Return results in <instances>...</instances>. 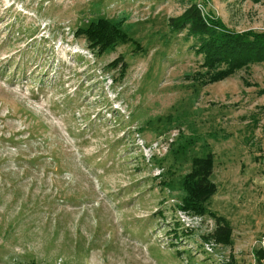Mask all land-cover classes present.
Returning a JSON list of instances; mask_svg holds the SVG:
<instances>
[{
	"label": "rangeland",
	"instance_id": "374dc122",
	"mask_svg": "<svg viewBox=\"0 0 264 264\" xmlns=\"http://www.w3.org/2000/svg\"><path fill=\"white\" fill-rule=\"evenodd\" d=\"M203 2L230 30L264 32V0ZM188 5L0 0V264H252L264 234V63L195 81L191 38L167 27ZM96 17L123 19L141 50L91 54L73 33ZM119 56L122 78L105 70ZM207 153V210L231 226L228 247L203 240L209 216L170 214L191 159ZM176 219L191 231L180 242L167 234Z\"/></svg>",
	"mask_w": 264,
	"mask_h": 264
},
{
	"label": "trees",
	"instance_id": "16d2710c",
	"mask_svg": "<svg viewBox=\"0 0 264 264\" xmlns=\"http://www.w3.org/2000/svg\"><path fill=\"white\" fill-rule=\"evenodd\" d=\"M200 1L201 3L198 4L196 0H189L188 7L180 15L167 20L169 32L173 35L184 32L186 38L192 40L191 49L194 55L201 59L200 69L194 73L195 81L201 84L219 82L242 68L264 63V32L230 30L213 13H205L204 2ZM123 21V19L110 21L96 17L86 27L77 28L73 35L76 39L82 40L86 50L95 56L122 45H131L134 52L141 50L139 43L128 36L123 29ZM126 67L122 57L119 56L106 65L105 70L117 72L122 78ZM213 165L211 153L191 159V168L181 182L183 195L170 214L174 219L176 210L191 217L209 216L214 227L209 234L202 237L203 240L228 247L232 243L231 226L224 217L207 210L209 200L216 193V185L210 180ZM160 185L167 187L168 184L163 181ZM162 212L160 211V215ZM173 226L171 232L167 233L171 240L180 242L191 235L190 229H180L177 219L173 222ZM177 254L180 255L181 250H177ZM255 254L256 264H262L261 253L255 251ZM208 264L217 263L210 260ZM227 264H235V262L229 258Z\"/></svg>",
	"mask_w": 264,
	"mask_h": 264
},
{
	"label": "built area",
	"instance_id": "2783aa9c",
	"mask_svg": "<svg viewBox=\"0 0 264 264\" xmlns=\"http://www.w3.org/2000/svg\"><path fill=\"white\" fill-rule=\"evenodd\" d=\"M255 251H259L262 255L260 261L264 264V234H262L257 241L254 242V253H252V264H256Z\"/></svg>",
	"mask_w": 264,
	"mask_h": 264
}]
</instances>
